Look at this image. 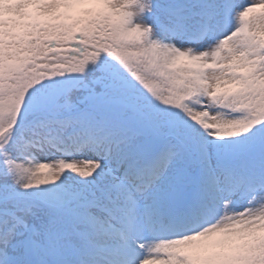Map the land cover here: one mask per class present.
Instances as JSON below:
<instances>
[{"label":"snow or ice","instance_id":"6c2138e0","mask_svg":"<svg viewBox=\"0 0 264 264\" xmlns=\"http://www.w3.org/2000/svg\"><path fill=\"white\" fill-rule=\"evenodd\" d=\"M0 264H264V0H0Z\"/></svg>","mask_w":264,"mask_h":264}]
</instances>
